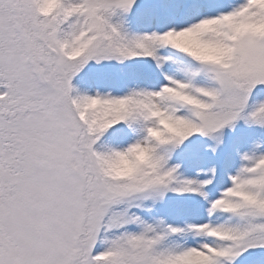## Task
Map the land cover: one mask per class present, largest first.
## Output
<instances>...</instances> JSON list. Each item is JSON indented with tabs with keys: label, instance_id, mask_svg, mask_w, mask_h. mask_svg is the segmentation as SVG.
Listing matches in <instances>:
<instances>
[{
	"label": "snow or ice",
	"instance_id": "snow-or-ice-1",
	"mask_svg": "<svg viewBox=\"0 0 264 264\" xmlns=\"http://www.w3.org/2000/svg\"><path fill=\"white\" fill-rule=\"evenodd\" d=\"M0 264H264V0H0Z\"/></svg>",
	"mask_w": 264,
	"mask_h": 264
}]
</instances>
